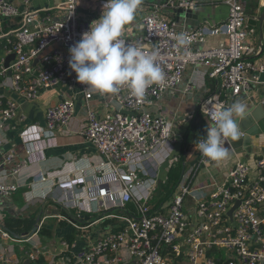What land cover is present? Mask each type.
Returning <instances> with one entry per match:
<instances>
[{
    "label": "built area",
    "instance_id": "built-area-1",
    "mask_svg": "<svg viewBox=\"0 0 264 264\" xmlns=\"http://www.w3.org/2000/svg\"><path fill=\"white\" fill-rule=\"evenodd\" d=\"M33 1L0 0V40H4L0 54V133L25 118L20 102L6 96L7 91L27 101L60 87L82 94L87 114L81 134L99 152L100 160L80 169L79 180L64 190L62 202L65 205L70 197L77 198L80 210L88 203L92 211L104 214L84 224L81 213L75 219L67 215L62 218L78 230H88L99 221L109 225L96 241L75 253V243L64 237V251L45 263L57 264L65 252L72 255L68 264H264V155L252 164L237 160L227 179L208 193H194L188 182L193 170H184L177 191L162 204L163 209H155L151 203L156 190L168 182L161 171L164 168L167 172L173 164L176 138L167 118L148 108L166 92L177 89L189 65L205 66L209 76L219 78L222 89L230 93L226 96L249 94L260 83L264 58L250 57L260 51L247 42L249 17L241 1L226 0L227 43L197 47L205 40L207 27L180 30L164 13L178 8L193 10L195 0H142L138 9L143 10V30L124 34L123 39L147 52L158 49L157 63L165 73L163 83L149 87L142 99L133 96L127 85L117 93L94 91L79 82L70 69L69 47L80 40L91 21L98 19L82 13L81 0H58L42 7H35ZM181 31L190 40L183 47L176 46L175 39ZM11 53L15 58L6 67L5 58ZM190 89L189 85L185 88ZM96 96L111 111L100 115L91 105ZM210 100L225 107L231 104L222 94L213 95L202 103L203 113ZM75 112L76 97L48 106L45 125L34 123L21 132L28 154L51 144L57 132L71 123ZM225 147L233 153L229 141ZM197 153L194 170L213 161ZM14 158L11 149L4 161L11 163ZM26 165V161L21 162L12 173ZM20 187L19 182L7 183L5 176H0V197L11 196ZM44 223L41 219L38 230L27 238L12 237L0 229L5 240L31 244L25 258L3 253L0 264H22L26 259L31 264H43L40 237H35Z\"/></svg>",
    "mask_w": 264,
    "mask_h": 264
},
{
    "label": "crops",
    "instance_id": "crops-1",
    "mask_svg": "<svg viewBox=\"0 0 264 264\" xmlns=\"http://www.w3.org/2000/svg\"><path fill=\"white\" fill-rule=\"evenodd\" d=\"M54 1L56 2L58 0ZM102 1L105 2V0ZM195 1L196 7L193 9L194 16L186 17L183 13L180 14L179 19L176 10H167L164 13L168 18L177 22L180 30L203 26L207 27L204 37L205 40L199 42L197 47L226 44V20L229 14L226 0ZM240 1L248 17L258 18L264 11V0ZM80 3H82L85 11L90 14L91 12L95 14L96 10L102 12L103 6H101L100 0H81ZM80 8L82 7L80 6ZM81 10L84 11L83 9ZM142 12L143 10H137L135 20L125 27V35H135L142 32ZM95 17L99 18L100 16L97 15ZM248 29L250 30V34L247 38V42L260 51L258 54L250 57L254 60L263 59L264 21L262 25H260L259 22L256 26L249 24ZM188 85L191 86V89L185 90ZM57 91H60V93ZM0 92H3V90ZM225 93L230 94L222 89L219 78L209 76L208 69L205 66L189 65L185 71L183 81L177 89L166 92L155 105L148 108L153 112L163 114L171 123L173 134L176 138L174 155L179 147L180 151H183L186 156L187 154L189 156L194 153L192 160H194V158L195 160L190 166H188L186 161L187 168L193 167V164L197 160V151L193 142L199 140V137H193L187 144H184L187 140L186 133L192 125H197L198 123L199 126H197L199 130L206 132V127L209 122L207 116H205L202 111V113L199 112L202 103L210 96L218 94H222L229 98L230 103L238 99L242 100L243 103L248 106L247 108L258 103H264V82L254 85L253 90L249 94L241 93L237 96H226ZM5 94L8 97H16L18 99L20 102V112L25 118L13 122V126L6 133H0V141H3V144L0 146V176H5V181L7 183L19 182L21 184L20 189L11 196L0 197V220L5 213L14 216H29L36 213L38 218L41 215L40 218L44 219L46 222V219L51 218L49 214L52 212L55 214L57 211L54 208L56 204H61L63 209L68 212V216L72 219H75L74 217L81 213L83 217L82 223L80 222L81 224L87 221L93 222L98 219L100 216L94 219L92 216L97 214L102 215L104 212L98 213L92 211L88 203L83 205L86 209L81 208L80 210V206L75 202L78 201L77 198L74 200L70 197L69 200L67 199L65 205L62 202V200H64V190H70V185L76 182V180H79L80 169L92 166L100 160L99 152L95 147L87 142L83 136L78 134L84 127L87 114L84 105V96L77 91H71L67 88H61V90H48L34 101L24 100L8 91L5 92ZM71 97H76V112L71 123L66 128H61L57 132L56 139L50 140L51 144L40 150V152L35 151L34 154L29 155L27 144L23 141L21 132L28 125L34 123H40L41 126L45 125L46 107L57 103L63 98ZM101 101L102 100H99L96 96L91 101V105L100 115H104L111 111L112 108H108ZM92 102L95 104H92ZM64 132H68V134ZM11 149L15 152V158L11 163H8L4 161L5 154ZM261 155H264V131L252 135L249 143H244L243 147H237L226 159L212 161L204 166V168L201 167L202 169L200 168L198 170L192 184L194 193H208L217 183L225 181L237 160L240 159L252 164L255 162L256 158ZM23 161H26L27 165L21 168L18 173H12V170ZM171 166L172 165H170L169 169ZM169 169L167 172H165V170L162 172L163 178L167 177L168 179ZM87 179L89 180V178ZM79 185H82V183H79ZM156 192H159V188ZM45 201L48 203L50 202L47 205V209H43ZM73 212L74 214L72 215ZM53 228V235L50 238L58 239L59 237V243L48 246L43 244V238L50 239L49 237L42 236L41 233L35 237V239L40 237V250L44 255L43 264H47L45 262L53 259L54 256H59L58 254L64 251L61 245V240H63L64 237H71L70 239L68 238V240L75 243L72 250L73 253H75L87 247L91 242L96 241L99 236L107 231L109 225L106 221L102 223L99 221L88 230H78L70 223H67L61 228L56 227L54 224ZM86 237L89 240H87ZM16 245L19 246V252L16 251ZM30 247L29 243L24 241L12 242L4 239L0 246V254L9 253L25 258V251L29 250ZM71 258V254L64 252L63 255L60 256V260H57V264L61 262L68 264L67 262H70ZM29 264H31L30 261Z\"/></svg>",
    "mask_w": 264,
    "mask_h": 264
},
{
    "label": "clouds",
    "instance_id": "clouds-1",
    "mask_svg": "<svg viewBox=\"0 0 264 264\" xmlns=\"http://www.w3.org/2000/svg\"><path fill=\"white\" fill-rule=\"evenodd\" d=\"M141 3L142 0H105L100 17L91 21L89 29L68 50L69 67L79 82L101 93H117L127 85L138 99L152 85L163 83L165 73L157 63L158 49L147 52L123 39L125 27L135 20ZM175 39L179 47L190 43L183 31ZM247 107L239 99L227 107L208 101L204 115L212 123L208 122L206 135L195 143L196 151L213 161L226 159L229 148L225 144L240 139V122Z\"/></svg>",
    "mask_w": 264,
    "mask_h": 264
},
{
    "label": "trees",
    "instance_id": "trees-1",
    "mask_svg": "<svg viewBox=\"0 0 264 264\" xmlns=\"http://www.w3.org/2000/svg\"><path fill=\"white\" fill-rule=\"evenodd\" d=\"M8 30V28H6ZM4 46V40H0V54L2 52ZM206 132L199 130L198 126L196 124L192 125L191 128L186 133V143L190 141L193 137L199 139L203 138L202 136H205ZM185 163L183 160H179L178 162H175L172 164L171 168L168 171V182L163 185L161 190L156 194L157 198L154 196L151 203L155 206V209L162 210V204L169 200L177 191L178 184L180 179L182 178V175L184 174L185 170ZM196 170V169H195ZM194 171V170H193ZM190 173L188 177V182L190 185L193 184L194 178L196 174ZM197 173V172H196ZM67 216L69 215L68 212L63 209L62 210ZM74 212L72 213V215ZM41 217V215L39 216ZM69 217V216H68ZM38 215L36 213H33L29 216H14L9 213H5L3 218L0 220V229L4 232L9 233L12 237H19L21 238L24 234H31L33 228L36 226V224H39L37 222ZM41 220V218H40ZM63 226L66 225V222H64ZM1 230H0V244L3 243L4 238L1 236ZM42 236L51 237L53 235V229L49 228L46 223H44L39 231ZM71 238L70 236L68 237ZM70 241V240H69Z\"/></svg>",
    "mask_w": 264,
    "mask_h": 264
},
{
    "label": "water",
    "instance_id": "water-1",
    "mask_svg": "<svg viewBox=\"0 0 264 264\" xmlns=\"http://www.w3.org/2000/svg\"><path fill=\"white\" fill-rule=\"evenodd\" d=\"M177 14H185L186 17L194 16L192 9H184V8H178L176 9ZM264 21V11L258 18H252L249 17L248 23L252 26H256L259 22L260 25H262ZM15 58V53H11L5 58L4 65L6 67H9L11 61ZM37 61V60H36ZM36 63V62H35ZM260 82H264V72L260 75ZM241 127V133H240V139L236 141L229 140L230 146L236 150L237 147L244 146V143H249L251 136L254 134H257L261 131H264V103H258L256 105H252L249 108H247V113L244 118L241 119L240 122ZM204 167V166H203ZM234 208L230 210V214L232 213ZM58 214L59 212H55ZM37 222H40V217L37 218ZM38 230V224L33 228L31 234H34ZM30 234H24L23 238H27ZM23 264H29V260L24 261Z\"/></svg>",
    "mask_w": 264,
    "mask_h": 264
},
{
    "label": "rangeland",
    "instance_id": "rangeland-1",
    "mask_svg": "<svg viewBox=\"0 0 264 264\" xmlns=\"http://www.w3.org/2000/svg\"><path fill=\"white\" fill-rule=\"evenodd\" d=\"M54 0H34L33 1V5L35 6V7H42V6H48V5H51V4H54ZM100 2H101V6H103V4L105 3L104 1H102V0H100ZM79 6H81L82 8L81 9H83L84 11H82V13H84V14H86V15H90V16H100L101 15V13L102 12H100V11H98V10H96L95 11V14H92V12H91V14L90 13H88L87 11H85V9H84V7L82 6V3H79ZM220 84H221V81H220ZM57 90H61V87L60 88H57ZM58 93H60V91H57ZM92 104H95L94 102H92ZM49 106V105H48ZM47 106V107H48ZM46 107V108H47ZM199 112L200 113H202L201 112V110H199ZM199 124V123H198ZM197 124V125H198ZM199 126V125H198ZM65 134H68V132L66 133V132H64ZM80 136H82V134H81V131L78 133ZM198 140H196V141H194L193 142V144L195 145V143L197 142ZM184 144H187V143H184ZM195 152V151H194ZM193 155H194V153H193ZM193 155H189L188 156V154H187V156L185 155V153L183 152V151H180V147L177 149V152L175 153V155L173 156V164L175 163V162H178L179 160H183L184 161V163H185V168H186V172H191V170H194V168H195V166H196V161H195V163L193 164V167H190V168H187V165H186V161H187V163H188V166H190L193 162H194V160H195V158H194V160H192V157H193ZM197 157H198V153L196 154V159H197ZM186 159H188V160H186ZM202 168H204V167H202ZM201 168V169H202ZM164 171V168H163V170L161 171V172H163ZM196 172H198V169H196V170H194L193 171V173L195 174ZM81 183V182H80ZM161 188H162V185L159 187V191L161 190ZM157 195H155V197H156ZM157 198V197H156ZM45 203V204H44ZM43 204L45 205L44 206V208L43 209H47V205L50 203H48L47 201H45ZM54 208L59 212L58 214H57V216L56 217H51V218H49V219H46V224H47V226H49V228H51V229H53L54 230V228H53V225L55 224V226L56 227H58V228H61V227H63V224H65L64 222H66V224H67V221H65L63 218H62V216H66V214L62 211L63 210V207H62V205L61 204H56V206L54 205ZM126 210V208H123L122 209V212H124ZM55 211V210H54ZM46 212V211H45ZM51 214H53V212L51 213ZM50 215V214H49ZM61 215V216H60ZM100 216V214H97V215H94V216H92V218L94 219V218H96V217H99ZM64 231H66V230H64ZM51 239V240H50ZM50 239H48V238H43V244H46V245H48V246H50V245H54V244H57V243H59L60 242V238L58 237V239H55V238H50ZM55 239V240H54ZM53 241V242H52ZM54 241H56V242H54ZM30 246H31V244H29ZM16 251L17 252H19V246L18 245H16Z\"/></svg>",
    "mask_w": 264,
    "mask_h": 264
}]
</instances>
